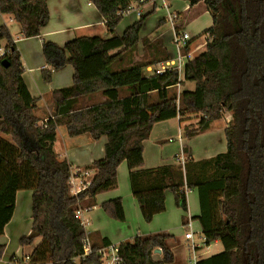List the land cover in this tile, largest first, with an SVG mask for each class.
<instances>
[{
    "label": "trees",
    "instance_id": "16d2710c",
    "mask_svg": "<svg viewBox=\"0 0 264 264\" xmlns=\"http://www.w3.org/2000/svg\"><path fill=\"white\" fill-rule=\"evenodd\" d=\"M131 1L88 0L104 20L106 38L78 37L62 48L42 42L49 68L41 72L45 84L62 66L73 70L71 85L51 93V118L42 125L34 114L38 99L22 79L20 55L7 28L0 26V41L9 51L0 57V135L10 138L0 137V236L13 215L16 193L28 190L31 227L18 243L30 246L40 239L26 263L12 258L11 264H99L98 251L109 243L96 238L81 258L87 234L74 214L95 206L97 194L115 189L116 169L123 162L144 223L165 211V190L183 213L186 190H196L204 245L219 241L222 251L195 264H264V0H183L189 6L202 4L212 24L205 50L185 60L182 81L176 69L147 73V67L166 62L169 55L160 40L139 37L146 16L121 36L115 33L119 13ZM0 14L13 18L23 38L39 36L48 20L46 0H0ZM140 42L144 54L136 59ZM183 82L193 83V90L176 93ZM93 95L103 102L84 106L81 101ZM225 113L224 153L186 161L183 167L141 168L143 142L154 124L199 116L196 127L185 130L190 138ZM59 126L70 138H106L103 158L86 167L93 170L89 185L76 195L70 194V165L53 151ZM99 208L110 219L124 221L120 199ZM169 240L174 237L160 232L121 242V264H171Z\"/></svg>",
    "mask_w": 264,
    "mask_h": 264
},
{
    "label": "crops",
    "instance_id": "0c3cea01",
    "mask_svg": "<svg viewBox=\"0 0 264 264\" xmlns=\"http://www.w3.org/2000/svg\"><path fill=\"white\" fill-rule=\"evenodd\" d=\"M171 2H174L177 6L175 11L179 14L178 17L182 18V27L194 23L201 16H206L208 19L205 22V27L196 30V37L189 35L191 39L186 46L185 60L192 59L205 50L207 40L205 36L207 35L206 31L212 24L211 17L205 11V8L202 10L199 8L200 4L189 6L183 0H171ZM46 6L48 10L47 23L41 28L39 36L31 38H23L21 36L20 27L12 17L0 14V26L7 28L20 55L23 69L22 79L26 88L31 97L38 99L34 112L39 119L38 125L44 124L48 118H51V93L70 86L73 74L71 66L64 65L52 74L50 83L45 84L42 81V70L49 69L45 65L41 53L42 42L49 41L62 48L68 41L78 37L99 36L98 30L101 27H105L104 20L88 0H46ZM156 13L159 12L151 10L149 7L145 9L143 16L146 17L144 18L140 34L149 33L150 41L160 40L169 55V60L166 62H174L176 55L171 42V34L168 36L169 39L167 38L168 42H166L163 41V35H166V32H159L161 25H165L162 20V14L157 16L154 21H151L147 25L148 28L146 27L147 16H156ZM136 21H138L136 18L129 17L126 27L131 26ZM178 25L179 23H175L176 28ZM169 30L171 33V28ZM200 38H202V41H200ZM4 47L5 41L2 40L0 41V48L3 49ZM117 52L118 50H115L112 53ZM166 62L147 67V73L150 74L152 70L159 68ZM182 80L183 76L181 73L179 81ZM193 88L194 84L190 82H183L181 86H176L177 93L181 90L192 91ZM81 102L84 106L96 105L102 103L103 98L100 95H93L84 98ZM198 120L199 116L184 115L154 124L149 137L143 142V165L141 168L155 169L166 165L183 167L186 161L199 162L209 160L218 154L224 153L226 150L224 128L229 120V114L225 113L220 120L211 123L205 132L194 137H186L185 130L196 127ZM105 143V136L100 137L96 141L92 140L87 134L70 138L67 136L64 127L59 126L56 128L53 151L60 160H65L70 165L71 175L77 173V179L74 180L70 187L71 195L79 189L83 190L85 183L90 181L93 170L86 169V167L93 161L103 158ZM116 181L115 189L95 196V206L81 207L86 220L84 229L88 235L89 242H95L96 238H101L105 239L109 244L118 245L135 236H145L160 232L167 233L174 237V240L168 241L173 254V262L171 264H195L200 259L211 257L222 251L221 243L214 241L208 245H203L197 250L195 261H189L188 241L183 237L185 232L182 231V228L185 223L189 222L191 229L201 235L200 226L196 220L199 215L196 190H186L185 192L186 213H183L175 206L172 193L169 190H165V211L154 216L150 223H144L137 202L130 193L128 170L124 162L116 169ZM31 195L32 192L28 190L18 191L15 195L13 215L5 226L3 235L0 236V264H11L12 258L26 263L33 248L40 243L39 238L35 239L33 244L27 247H21L18 243L21 237L27 236L30 232ZM116 198L121 201L124 214L123 222L110 219L99 208L101 203ZM183 218L186 219L185 223H182ZM195 236L197 235L195 234Z\"/></svg>",
    "mask_w": 264,
    "mask_h": 264
},
{
    "label": "built area",
    "instance_id": "2783aa9c",
    "mask_svg": "<svg viewBox=\"0 0 264 264\" xmlns=\"http://www.w3.org/2000/svg\"><path fill=\"white\" fill-rule=\"evenodd\" d=\"M149 7L151 10L159 12L162 14V20L169 24L171 28V42L173 49L175 50L176 58L174 62H166L159 68L152 70L155 75H161L166 70L176 69L179 75L182 73L183 65L185 62L186 55L182 54V49L186 48L190 41V36L187 32L182 29L175 27V22L177 20L176 11L171 9V0H132L128 6L122 10L119 15L120 17H128L134 15L137 20H139L145 12V9ZM208 35H206V38ZM8 50L0 48V57L4 54H8ZM182 163V160H181ZM77 179V173L71 175L69 184L70 187L74 180ZM90 181L85 183V188L89 185ZM84 188V189H85ZM82 189L74 192L73 195L78 194ZM74 218L78 220L79 224L84 228L86 225V220L81 209H77L74 214ZM184 228V239L188 241V254L189 261H195V254L204 245V238L198 232L191 229L190 223L187 222L183 225ZM195 234L197 235L196 240H194ZM200 242V243H199ZM90 253V244L88 240V235L82 240V255L81 258ZM99 264H121V259L118 254V245L108 244L107 246L101 248L98 251Z\"/></svg>",
    "mask_w": 264,
    "mask_h": 264
},
{
    "label": "rangeland",
    "instance_id": "374dc122",
    "mask_svg": "<svg viewBox=\"0 0 264 264\" xmlns=\"http://www.w3.org/2000/svg\"><path fill=\"white\" fill-rule=\"evenodd\" d=\"M175 8H177V6L174 4V2H171V9L172 10H174L175 11ZM199 8L202 10V9H204V6L202 5V4H200L199 5ZM177 13V12H176ZM161 16V13H156V16H147V18H146V21H145V24H146V27L148 28V24H150L151 23V21H154V19H156L157 18V16ZM179 14L177 13V16H178ZM130 18L132 17V18H136L134 15H132V16H129ZM129 17H122L121 19H120V21H119V23H118V25L116 26V34L118 35V36H121L122 35V33H123V31H124V29H126L127 27V23H128V18ZM188 21V20H187ZM206 21H208V19H207V17L206 16H201L198 20H196L194 23H192V24H188V25H185V26H183L182 27V25H181V22H182V18H180V16L179 17H177V20H176V24H178L179 23V25L177 26V28L178 29H182L183 31H185V32H187L190 36H192V37H196L197 35H196V30L197 29H201V28H203V27H205V22ZM182 27V28H181ZM146 28V29H147ZM170 27H169V24H167V23H165V25L164 26H162L161 25V29L159 30V32L161 33V32H166V35H163L164 36V38H163V41H166V42H168V40H167V38L169 39V35L171 34L170 33ZM98 35L99 36H101L102 38H106V37H108V34H107V29H106V27H101L99 30H98ZM149 33H141L140 34V38H141V40H142V42L143 41H150V38H149ZM201 36V35H200ZM152 39H154V38H152ZM156 39V38H155ZM205 39H207L206 38V36H205ZM153 41V40H152ZM200 41H202V38H200ZM142 42H140L139 44H138V49H137V53H136V59H140L142 56H143V46H142ZM168 45H170V43H168ZM170 48V47H169ZM176 93H177V89H176ZM0 137L1 138H3L4 140H6V141H10V138L8 137V136H4V135H0ZM60 138V137H59ZM182 231L184 232V229L182 228ZM196 238H197V236H195V239L194 240H196ZM200 243V242H199ZM24 247H27V246H24ZM14 264V263H13Z\"/></svg>",
    "mask_w": 264,
    "mask_h": 264
},
{
    "label": "water",
    "instance_id": "95a60500",
    "mask_svg": "<svg viewBox=\"0 0 264 264\" xmlns=\"http://www.w3.org/2000/svg\"><path fill=\"white\" fill-rule=\"evenodd\" d=\"M2 63L4 64L5 61H2ZM160 251L159 250H155V253H159Z\"/></svg>",
    "mask_w": 264,
    "mask_h": 264
}]
</instances>
